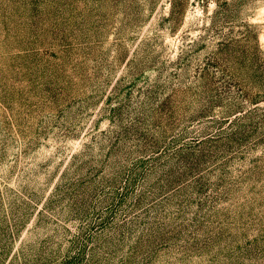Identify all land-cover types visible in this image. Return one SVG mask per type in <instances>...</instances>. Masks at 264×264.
Masks as SVG:
<instances>
[{"label": "rangeland", "instance_id": "obj_1", "mask_svg": "<svg viewBox=\"0 0 264 264\" xmlns=\"http://www.w3.org/2000/svg\"><path fill=\"white\" fill-rule=\"evenodd\" d=\"M0 264H264V0H0Z\"/></svg>", "mask_w": 264, "mask_h": 264}]
</instances>
